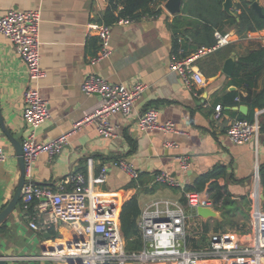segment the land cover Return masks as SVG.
<instances>
[{"label":"crops","instance_id":"obj_1","mask_svg":"<svg viewBox=\"0 0 264 264\" xmlns=\"http://www.w3.org/2000/svg\"><path fill=\"white\" fill-rule=\"evenodd\" d=\"M239 1L234 0V15ZM256 1L264 7V0ZM165 4L160 15H144L127 25H112V55L93 65L91 60L99 54L101 45L88 25L103 22L108 5L97 0H0V16L12 9L42 11L41 53L46 76L40 81V91L49 101L51 116L39 127L37 141H49L70 131L74 123L100 104L99 95L86 96L82 90L87 76L95 73L111 83L133 85L142 82L147 85L131 115L112 116L118 138L102 137L94 124L86 125L70 136L60 154L44 153L38 157L33 168L34 180L60 191L71 188L65 181L69 173L81 172L87 177L92 175L100 199L119 215L123 205L134 196L138 197L141 210L156 199L169 198L180 201L191 214L183 189L159 183L156 176L163 171L169 172L186 187L201 176L211 175L205 189L216 182L230 200L223 207L215 204L218 217L205 219L192 213L188 232L191 243L197 248L191 247V243L188 245L197 251L204 250L210 246L211 236L219 232L238 234L241 242H248L251 240L252 193L258 185L257 168L264 208L260 173L264 167V107L254 113V120L262 125L259 137L243 145L234 144L227 136L230 121L248 116L253 106L247 99L248 90L234 84L232 76L226 75L223 68L231 55L238 59L264 47L261 38L264 29L239 33L234 25L227 23L216 30V38L217 32L229 33L230 42L198 61L206 84L190 90L170 70L169 64L174 52H184L185 46L188 51L197 47L190 38L194 30L186 25L185 18L175 21L178 15L185 16L184 5L177 14H171ZM121 8L122 5L119 10ZM176 28H183L184 34H175ZM27 79L23 59L12 42L0 34V113L6 130L21 142L29 132L22 109ZM263 89L264 70L255 80L252 91ZM230 92H236V96L231 104H226ZM220 103L224 107V119L216 122L214 107ZM240 105L248 107L246 114L235 109ZM149 108L159 110L160 122L172 121L186 134L142 130L138 116ZM167 142H174L176 146H167ZM0 147L7 155L0 167L1 211L12 199L20 178L15 147L1 124ZM181 155L192 158L188 170L181 167L178 159ZM88 158L94 160L91 172ZM118 158L130 160L141 171L138 181L116 167L111 168L105 178L101 177L102 166ZM61 236H69L67 227L48 233L31 229L19 205L0 227V251L11 259V264L53 262L45 255L58 246Z\"/></svg>","mask_w":264,"mask_h":264},{"label":"built area","instance_id":"obj_2","mask_svg":"<svg viewBox=\"0 0 264 264\" xmlns=\"http://www.w3.org/2000/svg\"><path fill=\"white\" fill-rule=\"evenodd\" d=\"M97 1L110 4V0ZM42 21L40 9H12L0 16V34L12 42L14 49L23 59L28 74L27 86L22 96L23 117L29 127L28 135L22 142L27 181L22 189L20 208L28 220L29 227L36 232L48 233L62 226L67 227L69 231V236L58 238V246L45 256L55 264H264V208L258 188V168L255 173L258 185L252 193L249 231L251 240L244 243L240 241L238 234L219 232L211 236L210 246L201 251L188 245L189 222L194 215L188 213L186 207L178 200L160 198L143 208L138 227L144 240V249L128 253L120 215L100 199L92 175L87 177L81 172H71L65 179L71 188H61L60 191L35 182L33 168L38 157L44 153L50 156L60 154L69 143L70 136L84 126L94 124L102 137L118 138L112 116L131 115L136 101L147 88L142 82L133 85L111 83L95 73L91 74L82 83V90L86 96L99 95L100 104L83 119L74 123L70 131L49 141H37L39 127L51 116L49 101L40 91V81L46 76L42 67ZM133 21L130 18H120L116 24L127 25ZM88 29L94 31L100 39V52L91 60V63L96 65L112 55V25L95 22L90 23ZM261 38L264 44V34ZM229 42V33L217 32V43L214 46L201 47L187 56H184L181 50L174 52L169 68L190 90L198 85H205L206 78L198 61ZM223 109L222 104L215 105L213 118L216 122L224 119ZM138 125L144 131L159 130L167 134H186L172 121L160 122L157 108H149L139 115ZM261 129L262 125L257 119L248 121L235 118L228 125L227 136L234 144L243 145L257 139ZM166 145L176 146L174 142H167ZM178 159L184 170L192 166L190 155H181ZM6 160V152L0 147V167ZM93 162L92 158H88L90 172ZM113 167L121 169L135 181L140 179L141 171L124 158L104 164L101 177L105 178ZM156 181L170 187L182 188L187 205L193 212L198 206L215 208L210 193L187 191L182 182L169 172L159 173Z\"/></svg>","mask_w":264,"mask_h":264},{"label":"trees","instance_id":"obj_3","mask_svg":"<svg viewBox=\"0 0 264 264\" xmlns=\"http://www.w3.org/2000/svg\"><path fill=\"white\" fill-rule=\"evenodd\" d=\"M167 0H110V4L103 16V22L108 25H114L120 18H130L136 20L144 15H160L162 13V5ZM225 0H187L184 3V15L175 17V21L187 20L186 25L192 27L194 31L190 34V38L194 40L197 47L188 51L185 46L184 56L196 52L201 47L214 46L217 38L214 36L216 30H221L227 23L236 27L239 33L245 31H258L264 29V7L263 15H260L252 7V3L256 0H240L236 3L235 15H230L224 10ZM120 5L122 8L119 10ZM264 6V5H263ZM118 11V12H117ZM117 13V14H116ZM194 18V19H193ZM195 23V24H194ZM194 24V25H193ZM225 34V33H222ZM192 46V45H191ZM264 70V47L252 51L245 57L238 58L235 70L232 75L234 84L244 86L249 95L248 101L252 102V112L244 117V120L253 121L255 110L264 107V89L261 91H252L255 80ZM236 92L228 93L226 104H231V99L235 98ZM221 104V103H220ZM223 106V105H222ZM261 183L264 187V167L260 171ZM211 175L201 176L185 187L187 191L210 193L212 200L217 206H225L229 202L222 191V188L215 182L212 187L205 189V184ZM187 203V199L184 196ZM21 203H19L20 205ZM221 207V208H222ZM142 213L138 197L134 196L127 201L122 208L120 215L121 228L126 243L128 253L140 252L144 249V240L138 227V219ZM192 213H194L192 211Z\"/></svg>","mask_w":264,"mask_h":264},{"label":"water","instance_id":"obj_4","mask_svg":"<svg viewBox=\"0 0 264 264\" xmlns=\"http://www.w3.org/2000/svg\"><path fill=\"white\" fill-rule=\"evenodd\" d=\"M185 0H167L165 4V8L171 13V14H177L183 7ZM224 10L229 13L230 15H233V8H234V0H225L224 1ZM252 7L256 10L257 13L260 15H263V7L260 5L259 2L255 1L252 3ZM175 34H184L185 30L183 28H176L173 30ZM237 58L234 55H231L225 62L223 72L228 75L232 76L235 70ZM235 109L239 110L240 112L246 114L248 111V107L245 105L236 106ZM0 124L3 127V129L6 131L8 137L12 141L16 154L18 159V164L20 168V178L17 183L16 190L14 192V195L12 199L9 201L7 206L0 211V227L7 221V219L16 211L22 197V189L24 185L26 184V165L24 160V152H23V146L22 142L16 140L5 128L4 126V119L0 113ZM194 213L198 216H201L205 219L211 218V217H218V212L211 208V207H204V206H198L195 208ZM148 247H150V243H148ZM182 248V246L180 247ZM11 259L4 255L0 251V264H11Z\"/></svg>","mask_w":264,"mask_h":264},{"label":"rangeland","instance_id":"obj_5","mask_svg":"<svg viewBox=\"0 0 264 264\" xmlns=\"http://www.w3.org/2000/svg\"><path fill=\"white\" fill-rule=\"evenodd\" d=\"M18 207H19V205H18ZM18 207H17V208H18ZM188 242H189V245H190V243H191V239H190V238L188 239ZM191 247H193V248H197V247H196V244H193V243H191ZM128 248H129V247H128ZM128 248H126V251H129ZM17 263H18V264H30L29 262H26V261H18ZM33 264H53V262H51V261H49V262H48V261H47V262L45 261V262H41V263H35V262H34Z\"/></svg>","mask_w":264,"mask_h":264}]
</instances>
